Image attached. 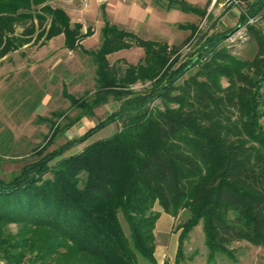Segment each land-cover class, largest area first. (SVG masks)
Here are the masks:
<instances>
[{
  "label": "trees",
  "instance_id": "16d2710c",
  "mask_svg": "<svg viewBox=\"0 0 264 264\" xmlns=\"http://www.w3.org/2000/svg\"><path fill=\"white\" fill-rule=\"evenodd\" d=\"M49 1L0 0V59L31 42L44 45L63 35L66 49L80 48L96 65L94 97L77 96L62 84L63 97L82 110L79 118L93 115L110 95L130 97L11 179L0 176V256L5 263L139 264L140 254L158 264L154 229L161 211L156 204L173 217L189 211L179 226L175 264L200 222L209 260L217 252L230 254L235 241L264 246L262 32L249 26L259 46L252 60L237 59L221 46L228 30L207 36L176 65L177 46L111 22L104 5L101 44L85 49L82 41L94 33L92 27L84 31L81 22H72ZM168 1V8L206 14V8L187 0ZM263 9L264 0H255L248 13ZM246 21L243 15L240 23ZM178 27L190 30V37L197 31L193 23ZM133 46L144 50L138 62H110V54ZM138 83H149V90L135 94ZM115 122L122 125L112 136L48 165ZM11 223L21 225L18 232L5 229Z\"/></svg>",
  "mask_w": 264,
  "mask_h": 264
},
{
  "label": "rangeland",
  "instance_id": "374dc122",
  "mask_svg": "<svg viewBox=\"0 0 264 264\" xmlns=\"http://www.w3.org/2000/svg\"><path fill=\"white\" fill-rule=\"evenodd\" d=\"M64 1L71 6L69 9L73 16L71 21H81L84 31L89 26L92 27L94 33L85 38L82 44L87 50H96L102 39L103 22L99 5L103 0H59L58 2L52 0L48 3L57 7ZM144 1H152V5L159 11L169 9L168 0ZM187 1L194 5L198 2L197 5L201 8H206V14L198 16L193 13L191 16L187 12L178 11L173 16H167L176 21L195 24L197 31L192 37H190V30H181L177 23L163 25L160 28L162 30H153L152 26L155 25L153 21L157 20L155 18L145 25L146 30L135 32L143 38L165 40L171 46H177L178 62L176 65L190 58L207 36L228 30L229 35L221 46L240 60H252L255 57L259 46L254 40L251 29L239 30L244 24L240 23L241 17L250 15L248 8L255 0H216L214 5H212V0ZM108 4L114 19L129 16L131 7L134 5L132 0L126 2L109 0ZM253 26L264 35V17ZM17 31L20 32L21 28ZM243 32H246V35ZM56 37L44 45L32 42L26 44L0 60V176L5 180L11 179L24 166L41 159L68 140L78 137L101 119L117 111L121 104L130 97V95H124L116 98L110 95L93 109V115L79 118L82 110L72 107L70 101L63 97L62 84L66 82L68 90L77 96L94 97L97 89L96 65L91 55L84 53L80 48L66 49L63 39ZM143 56V48L133 46L112 53L108 58L113 64L121 59L136 63ZM194 72L195 69H192L186 76ZM223 84L227 85L225 78ZM149 86V83H138L133 88L136 94L149 90ZM156 105L161 104L156 103ZM121 125L120 122H115L106 126L86 141L66 150L48 165L51 166L64 157L80 152L97 140L112 136L121 128ZM154 209L161 210V207L156 204ZM188 216L189 211L181 210L177 217L172 216L173 219L171 217L168 222L162 220L160 227L154 229L155 256L158 264L166 262L175 264L178 237L181 231L179 226ZM121 221L129 235L128 225L122 216ZM20 228L21 225L17 223L5 226V229L12 233L18 232ZM229 249L230 254L217 252L214 259L209 260L205 234L202 222H200L185 239L184 257L180 264H264L263 245L240 240L231 243ZM138 259L139 264H151L140 254H138ZM0 264H6L1 256ZM50 264L59 263L51 262Z\"/></svg>",
  "mask_w": 264,
  "mask_h": 264
},
{
  "label": "crops",
  "instance_id": "0c3cea01",
  "mask_svg": "<svg viewBox=\"0 0 264 264\" xmlns=\"http://www.w3.org/2000/svg\"><path fill=\"white\" fill-rule=\"evenodd\" d=\"M58 1L59 0H57V2ZM124 1L126 2L128 0H124ZM132 1H133L134 5L131 7V11H130L129 16H125L124 18L120 17L119 19H114L110 13V7L108 4L109 0H103V2L99 5L100 10H101V18H102V5H104L105 10L107 11V16L111 22L116 23L119 26L124 27L128 30H133L134 32L137 30H146V28H144L145 25H148L151 22V19H153V18L157 19L156 21H153L154 22L153 24H155L152 26L154 28L153 30H162L160 28H162L163 25L168 26L169 24L172 25V24H176V23L177 24L183 23L181 21H176V20L170 19L167 16V15L173 16L178 11H182L178 8H169V9H163V10L159 11L158 9H155V7L152 5L151 0H150L151 2H149V1L145 2L144 0H132ZM191 2H193V1H191ZM195 4L197 5L198 2ZM198 6H200V5H198ZM57 7L63 8L68 13L71 20H73V16H72L71 12L69 11V9L71 8V6L69 4L65 3V1H64L63 4L61 2V5L59 4V6H57ZM157 11L161 12V13H156ZM189 14H191V16H192L193 13H189ZM72 22H81V21L76 20V21H72ZM102 22H103V18H102ZM103 25H104V22H103ZM103 25H102V27H103ZM18 28H21V30H22V27L19 26ZM155 28H157V29H155ZM181 30H183V29H181ZM60 37L63 39V43H64V36L63 35H59L56 38L58 39ZM160 211H161V215H160V217L156 223L155 229L160 227L159 225L161 224L162 220H164L165 222H168L169 219H171V217H172L171 215L163 212L162 209ZM172 219H173V217H172Z\"/></svg>",
  "mask_w": 264,
  "mask_h": 264
},
{
  "label": "built area",
  "instance_id": "2783aa9c",
  "mask_svg": "<svg viewBox=\"0 0 264 264\" xmlns=\"http://www.w3.org/2000/svg\"><path fill=\"white\" fill-rule=\"evenodd\" d=\"M215 2H216V0H212V5H214ZM263 17H264V12L256 14V15H253V16L248 15L247 16V21L244 24H242V26L240 27L239 30H243V31L249 30V26L254 25L256 22L261 20V18H263ZM243 33L246 35V32H243Z\"/></svg>",
  "mask_w": 264,
  "mask_h": 264
}]
</instances>
